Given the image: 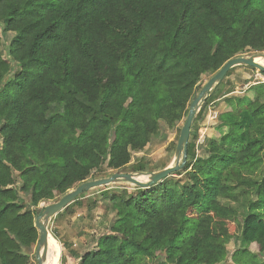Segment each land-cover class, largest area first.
Listing matches in <instances>:
<instances>
[{"label":"trees","instance_id":"obj_1","mask_svg":"<svg viewBox=\"0 0 264 264\" xmlns=\"http://www.w3.org/2000/svg\"><path fill=\"white\" fill-rule=\"evenodd\" d=\"M248 52H264V0H0V264H32L39 204L126 167L185 119L203 77ZM234 88L205 99L222 102L205 157L196 117L183 169L109 195L76 264H264V84Z\"/></svg>","mask_w":264,"mask_h":264},{"label":"rangeland","instance_id":"obj_2","mask_svg":"<svg viewBox=\"0 0 264 264\" xmlns=\"http://www.w3.org/2000/svg\"><path fill=\"white\" fill-rule=\"evenodd\" d=\"M13 37V33H8L3 36V56L5 58H7V51L5 49V46H7V44ZM255 54L256 53L248 52L240 57L250 58ZM258 58L261 57H256L255 59ZM258 63L264 65V57H262V59H260ZM259 75L260 72L257 69L244 65L236 66L232 68L229 76L220 86H218L217 88H215V86L213 88L212 98L220 97L226 91L227 83H231L235 86L233 95L239 97L246 96L251 98L253 97V93L250 89L252 86L258 84V79L260 77ZM210 77L211 76L203 77L201 79L197 89L194 92L193 97L201 91L202 87ZM262 80H264V78ZM192 99L188 103V109ZM213 103L214 102L205 103L204 100L199 104L197 108V113L195 115L194 121L197 117V120L199 119L200 122L194 125V127H197L198 129L197 141L194 145L195 157H205L206 152L203 149L204 142L211 138L217 137L215 128L217 126V115L220 112L222 102L220 101L215 105H213ZM184 120L185 119H183L173 129H169L166 126H163L164 129L162 133H158L153 136L152 142L148 149L145 152L134 154L130 163L120 171L107 170L103 168L97 172H94L86 181H95L98 179L109 178L115 173H120L124 175L130 174L133 177L137 178L139 181L145 183L148 181L149 175L151 173H155L165 168L172 167L176 162L180 164L181 155L176 154V146ZM194 127L190 131V133L194 131ZM141 159L146 162L145 171L143 173H134L132 171V167L138 160ZM79 185L81 184L75 185L71 190L75 189ZM134 189L135 186L125 180L115 181L108 186L91 189L85 192V197L81 199L80 204L73 206L71 210L72 213H66L63 210L62 212L50 218L46 223V228L48 231V241L46 246H48V242L51 240V243L57 249V251H54L52 255L49 256L48 249L45 246L42 250L43 263L54 264L55 259H57L55 264H76L78 259H71L68 254L72 252L76 257L80 256L87 250L92 249L94 240L105 231L108 224L107 219L112 217L111 214H109L108 212L106 213V208L109 205V195L113 193H119L123 190L133 192ZM62 196L63 195L58 196L57 198L50 201H44L43 203L38 205L37 209L43 210L45 207L53 204ZM21 198L23 203L28 202V199L25 195H22ZM223 203L235 207V205H233L232 203ZM31 210L34 209L31 208ZM261 213L264 218V211H262ZM36 217L37 215L35 214L34 221ZM36 247L37 243L28 251L32 264H37L35 259ZM237 247L238 243L234 239L228 247L229 253L231 254Z\"/></svg>","mask_w":264,"mask_h":264},{"label":"water","instance_id":"obj_3","mask_svg":"<svg viewBox=\"0 0 264 264\" xmlns=\"http://www.w3.org/2000/svg\"><path fill=\"white\" fill-rule=\"evenodd\" d=\"M256 57L262 58L264 57V53H256L250 58L238 57L228 60L215 74H213L208 79V81L202 87L201 91L193 97L189 105L188 113L180 130L176 146V154L181 155L180 164L176 162L172 167H168L158 172L151 173L149 175L148 181L145 183L139 181L137 178L133 177L130 174L124 175L119 173H115L109 178L98 179L95 181H86L75 189L69 190L53 204L45 207L41 214H39L34 221V227L38 231V241L35 251V259L37 264H44L42 261V250L44 249L48 241V231L46 228V223L50 218L62 212L67 206L72 204L85 192L94 188L108 186L111 183L120 180H125L137 188L146 189L163 182L165 179L172 177L174 173L181 171L187 162V145L191 131V125L194 121L199 104L206 99L207 95L213 90L215 86L221 83L228 71L236 66L244 65L257 69L260 73H264V67L258 65L255 62Z\"/></svg>","mask_w":264,"mask_h":264},{"label":"bare ground","instance_id":"obj_4","mask_svg":"<svg viewBox=\"0 0 264 264\" xmlns=\"http://www.w3.org/2000/svg\"><path fill=\"white\" fill-rule=\"evenodd\" d=\"M260 59H262V58H258V59H255V62L258 64V65H260V66H262V67H264V65H261V64H259L258 63V61L260 60ZM50 239V238H49ZM53 242V241H52ZM54 243V242H53ZM47 247V249H48V254H49V256H51L52 255V253L54 252V251H57V249L53 246V244L51 243V240L48 242V246H46ZM58 248V247H57ZM57 253V252H56ZM51 260H52V258H51ZM56 261H57V259H55V263H56ZM54 263V264H55Z\"/></svg>","mask_w":264,"mask_h":264},{"label":"built area","instance_id":"obj_5","mask_svg":"<svg viewBox=\"0 0 264 264\" xmlns=\"http://www.w3.org/2000/svg\"><path fill=\"white\" fill-rule=\"evenodd\" d=\"M259 79H258V84H264V80H262L264 78V75L262 73H260L259 75Z\"/></svg>","mask_w":264,"mask_h":264}]
</instances>
